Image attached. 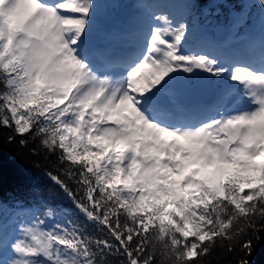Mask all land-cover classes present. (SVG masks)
<instances>
[{"label":"snow or ice","instance_id":"snow-or-ice-1","mask_svg":"<svg viewBox=\"0 0 264 264\" xmlns=\"http://www.w3.org/2000/svg\"><path fill=\"white\" fill-rule=\"evenodd\" d=\"M255 3L260 38L233 49L194 40L191 0H137L131 28L107 34L115 49L92 43L101 0H0V129L55 157L43 175L68 202L5 201L0 179V264H218L217 249L250 264L264 232ZM209 86L210 104L186 101Z\"/></svg>","mask_w":264,"mask_h":264},{"label":"trees","instance_id":"trees-1","mask_svg":"<svg viewBox=\"0 0 264 264\" xmlns=\"http://www.w3.org/2000/svg\"><path fill=\"white\" fill-rule=\"evenodd\" d=\"M129 0L123 2L126 5ZM131 1V0H130ZM135 1V0H134ZM194 7L191 9L189 22L196 23L197 27L209 25V42L221 43L214 37V27L224 23L230 33V25L234 20L243 18L246 23L241 28H253V25L261 17V10L255 0H191ZM118 2L116 7L120 8ZM134 7L135 2L132 4ZM123 8V7H121ZM120 8V9H121ZM135 8V7H134ZM196 35H194V39ZM215 81V79H214ZM0 179H2L3 198L5 201L10 197L21 199L26 205L41 198L47 199L61 207H67L68 202L63 199L59 190L53 189L50 182L43 175V170L49 167L55 160L45 161L43 155H29L27 149H22L19 143H7L6 137L9 134L7 129H0ZM19 137L17 138V141ZM40 167L37 168L36 165ZM261 239L254 240L252 254L247 257L250 264H264V232L260 233ZM214 255H220L218 264H235L236 259L243 258L244 253L239 249L235 253L222 254L220 249ZM211 264H217L212 257L205 258Z\"/></svg>","mask_w":264,"mask_h":264},{"label":"rangeland","instance_id":"rangeland-1","mask_svg":"<svg viewBox=\"0 0 264 264\" xmlns=\"http://www.w3.org/2000/svg\"><path fill=\"white\" fill-rule=\"evenodd\" d=\"M118 2H122L121 6L123 8H126L128 11V18L125 23L122 24V26H125L126 28H131L133 25L134 19L137 15V12H135V9H133L132 4L134 3V0H129L126 2L127 4L124 5L123 2L124 0H101L102 8L100 10V15L98 16L97 19V24H96V31L93 33V38H95V34L97 33L100 36V39L103 43H105V40L107 38V34L105 33L106 29L104 27L106 20L109 21V19L113 18L114 20L118 19L116 17V5ZM137 2V0H135ZM104 5H110V7H105ZM126 11V10H124ZM260 19L253 25V28H241L238 26L237 28H233V23L230 25V33L226 37L225 41H223L221 44L217 43L218 45H224L227 44L230 48H234L235 46H239L238 48H241V45L244 44L245 38H254L255 40H259L260 38ZM193 27H194V35L197 33V28L200 29V31L197 34V38H195V41H199L201 39L209 40L210 36V31H209V25L208 26H203L197 27L196 23L189 22ZM243 24V23H241ZM122 30V28L119 29V31ZM118 31V32H119ZM119 41V40H118ZM124 45V44H123ZM237 48V49H238ZM236 49V48H234ZM215 79V78H214ZM191 91V90H190ZM190 91L187 92L185 99H188V95L190 94Z\"/></svg>","mask_w":264,"mask_h":264},{"label":"water","instance_id":"water-1","mask_svg":"<svg viewBox=\"0 0 264 264\" xmlns=\"http://www.w3.org/2000/svg\"><path fill=\"white\" fill-rule=\"evenodd\" d=\"M117 15L119 16V18L121 20H124L125 17H126V13L125 12H119ZM227 32H228V27L224 23H220L217 26H215V28H214V36H215L216 39H219V40L224 39V37L226 36ZM210 80L212 82L211 78H210ZM212 84H213V82H212ZM192 93L194 95H196L197 97H202V98H205V99L209 100L214 95V88L211 87V86L198 88V89L192 90Z\"/></svg>","mask_w":264,"mask_h":264},{"label":"bare ground","instance_id":"bare-ground-1","mask_svg":"<svg viewBox=\"0 0 264 264\" xmlns=\"http://www.w3.org/2000/svg\"><path fill=\"white\" fill-rule=\"evenodd\" d=\"M108 24H111V27L109 29H107V27H108L107 25ZM104 27H106V32L107 33L117 32V31H119L120 28H122V26L118 23V21H115L113 18L109 19V21H106ZM92 43L95 46H99V47H112V48H115V49H119L120 48V44L122 42L117 41V40H113V39H108V43L106 45H104L103 43H99L98 40L96 38H94V39H92ZM115 44H117V48L114 46ZM187 101L190 104H194V105H198L200 103V101H198V99H196V97L193 95L192 92H190V94L188 95Z\"/></svg>","mask_w":264,"mask_h":264}]
</instances>
